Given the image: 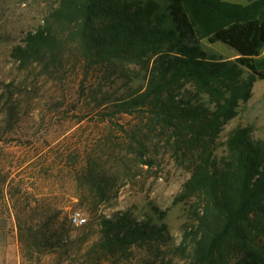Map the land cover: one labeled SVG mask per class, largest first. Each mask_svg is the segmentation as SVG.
Wrapping results in <instances>:
<instances>
[{
	"label": "rangeland",
	"instance_id": "obj_1",
	"mask_svg": "<svg viewBox=\"0 0 264 264\" xmlns=\"http://www.w3.org/2000/svg\"><path fill=\"white\" fill-rule=\"evenodd\" d=\"M58 1L0 0V264H95L99 248L94 244L129 225L144 234L107 253L100 264H186L178 247L184 227L194 224L193 205L202 207L204 200L176 197L193 163H201L202 148L213 152L216 162L226 161L225 142L235 127L249 126L264 153V80L249 83V71L242 68L227 82L231 86L214 82L212 95L190 79L175 83L171 93L181 103L173 113H183L185 121L196 118L199 142L191 147L174 142L171 130L161 135V129L152 128L146 118L152 114H114L113 103L147 86L154 51L185 47L211 61H234L235 52L219 42L185 40L165 21L140 59L135 56L139 43L126 38L120 60L88 66L67 42L58 62L49 57L20 66L12 48ZM146 1L100 0L107 14L97 17L94 27L110 30L114 19L129 24L130 13ZM153 1L158 14L165 12V0ZM222 94L236 96L234 114L206 130L203 126L221 117L215 100ZM74 213L85 221L72 223ZM249 222L247 247L264 260V214H251ZM29 231L38 238L44 232L50 240L35 246ZM240 255L235 251L230 264H239Z\"/></svg>",
	"mask_w": 264,
	"mask_h": 264
},
{
	"label": "trees",
	"instance_id": "obj_2",
	"mask_svg": "<svg viewBox=\"0 0 264 264\" xmlns=\"http://www.w3.org/2000/svg\"><path fill=\"white\" fill-rule=\"evenodd\" d=\"M99 1L59 0L47 17L12 48L10 55L22 67L41 63L49 57L51 62H58L64 56L62 50L65 44L70 43L78 52L77 56L91 66L123 58L120 49L125 39L129 38L139 43L141 50L135 56L140 59L141 54L156 42L153 39L156 28L165 21H168L173 32L190 42L205 39L209 43L219 42L228 46L237 56L234 61H223L221 58L211 61L201 51L188 52L185 47L178 51L170 48L165 53L154 51L155 59L147 86L113 103L114 114H152L151 118H146L153 124V129H161V135L171 130L172 135L176 136L174 142L187 143L190 147L199 142V133L194 129L196 118L186 122L183 113H173L172 107L176 104L177 108L181 103L171 93L175 83L190 79L196 86L202 85L201 90L212 95L214 82L231 86L227 82L240 76L242 68L249 71V83L256 78L264 80V0H246L245 3L230 0H165V12L159 14L158 3L147 0L130 13L134 18L130 19L129 24L122 19H114L116 22H113L110 30L94 27L96 18L107 14L104 7L98 5ZM58 27L61 29L58 30ZM133 30L136 31L135 35L132 34ZM113 62L115 64L117 61ZM179 84L177 87L181 86ZM223 95L215 100L218 109H223L221 117L216 116L209 125L203 126L206 130L221 126L234 114L236 96ZM221 100L222 104L219 103ZM250 132L249 126H237L230 132L225 142L228 152L226 161L216 162L213 152L205 148L198 151L201 163H193L190 176L176 197L178 201L193 196L204 200L202 207L198 203L193 205L191 218L194 224L184 227L178 247L186 264H230L235 251L241 254L239 264H259L262 260L259 252L247 247L250 215L264 214V153L260 142L251 139ZM187 134L191 136L187 138ZM173 152L177 154V149ZM261 232H264V227ZM137 234L142 235L144 231L129 225L121 233L104 236L94 244L99 248L95 264H100L102 257L119 249L121 244L133 243L138 238ZM42 235L38 238L34 232H30L28 239L35 246L41 240L44 243L40 247H44V239L50 238L44 237V232ZM187 238L189 242H186Z\"/></svg>",
	"mask_w": 264,
	"mask_h": 264
},
{
	"label": "built area",
	"instance_id": "obj_3",
	"mask_svg": "<svg viewBox=\"0 0 264 264\" xmlns=\"http://www.w3.org/2000/svg\"><path fill=\"white\" fill-rule=\"evenodd\" d=\"M71 221L75 225H80V224H82L85 221V219L83 217H80V215L78 213H74L71 216Z\"/></svg>",
	"mask_w": 264,
	"mask_h": 264
}]
</instances>
